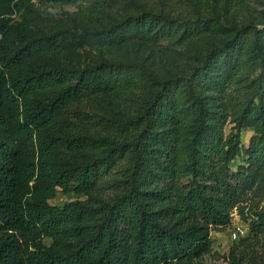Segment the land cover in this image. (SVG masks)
Returning <instances> with one entry per match:
<instances>
[{
	"label": "trees",
	"instance_id": "obj_1",
	"mask_svg": "<svg viewBox=\"0 0 264 264\" xmlns=\"http://www.w3.org/2000/svg\"><path fill=\"white\" fill-rule=\"evenodd\" d=\"M32 5L0 0V264H193L211 252V232L230 226L235 209L252 231L264 230V206L254 214L241 207L250 168L264 170V27L254 29L247 59L231 42L189 74L161 81L131 142L59 167L60 115L113 85L134 86L130 70H142L107 61L70 67L61 62L67 43L90 34L105 45L156 42L181 30L188 38L206 24L141 12L87 34L58 26ZM246 68L258 72L244 103L231 90ZM231 117L237 130L225 133ZM247 126L253 135L243 148L239 132ZM67 141L77 147L80 140ZM241 152L245 165L232 171ZM126 155L127 191L110 202L94 198L116 158ZM58 188L83 198L51 205Z\"/></svg>",
	"mask_w": 264,
	"mask_h": 264
},
{
	"label": "rangeland",
	"instance_id": "obj_2",
	"mask_svg": "<svg viewBox=\"0 0 264 264\" xmlns=\"http://www.w3.org/2000/svg\"><path fill=\"white\" fill-rule=\"evenodd\" d=\"M30 4L47 11L58 26L87 34L141 12L160 14L186 26L206 24V30L188 38L182 36L181 30L156 42L132 39L105 45L98 36L90 34L82 41L67 43L61 62L70 67L83 69L107 61L124 65L137 63L142 70H130L134 86L113 85L108 91L69 106L60 115L62 146L54 160L59 167L103 158L119 143L131 142L140 125L136 119L151 94L160 88L161 81L189 74L209 51L231 42L240 43L245 51L244 59H247L254 29L264 27V0H78L75 3L30 0ZM257 72V69L250 72L249 68L242 72L240 77L244 78L231 90L233 100L245 103L251 99L249 82ZM236 130V122L231 117L225 133ZM252 135L251 127L240 129L243 148L248 146ZM71 138L80 140L74 142L77 147L68 144L67 140ZM244 158L241 152L230 163L231 170L245 165ZM128 162L127 155L116 158L100 180L94 198L110 202L127 191ZM250 175L242 189L241 207L245 213L254 214L262 211L264 206V170L255 165L250 168ZM76 198L83 196L58 188L49 196L48 202L61 205ZM248 221L233 210L230 226L211 232V252L193 264H264V230L252 231ZM233 233H237L236 238Z\"/></svg>",
	"mask_w": 264,
	"mask_h": 264
},
{
	"label": "built area",
	"instance_id": "obj_3",
	"mask_svg": "<svg viewBox=\"0 0 264 264\" xmlns=\"http://www.w3.org/2000/svg\"><path fill=\"white\" fill-rule=\"evenodd\" d=\"M233 238H236L237 237V233H233Z\"/></svg>",
	"mask_w": 264,
	"mask_h": 264
}]
</instances>
